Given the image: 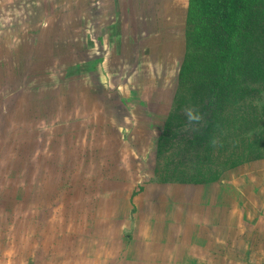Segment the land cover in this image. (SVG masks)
<instances>
[{"label":"rangeland","instance_id":"374dc122","mask_svg":"<svg viewBox=\"0 0 264 264\" xmlns=\"http://www.w3.org/2000/svg\"><path fill=\"white\" fill-rule=\"evenodd\" d=\"M0 5V264H109L108 258L114 259L117 254L116 246L103 233L91 232L89 194H81L80 189L74 194L73 183H83L91 174L97 183L105 181L98 167L105 159L114 165L110 170L119 173L120 161L129 171L137 158L143 157L141 174L151 173L157 126H153L155 131H144V137L136 135L133 125L137 115L131 112L135 118L129 119L127 104L119 100L123 95L134 96L137 79H146L152 85L161 80L159 86H143L140 96L151 98L159 108H168L169 90L176 82L185 52V18L181 20L175 12L177 7L186 6L187 0H143L139 22L130 17L128 22L123 13L121 29L126 33L127 26L130 28L135 59L115 65L117 57L112 53L105 68L96 61L101 53L96 49L95 36L100 31L96 27L90 30L91 23L85 19L88 9L81 15L83 32H71L72 40L87 51L81 55L71 51L67 55L74 58L68 59L57 57L51 48V42L67 32L69 23L62 21V13H50V19L44 20L48 24L41 29L44 21L35 22L34 16L31 20V6L19 5V0H0ZM66 9L69 12L73 7ZM130 14L133 18L134 13ZM68 15L71 21L72 12ZM33 27L38 32L31 55L35 60L26 66L20 61L26 60L31 48ZM111 45L120 43L112 40ZM156 48L162 51L160 56L155 54ZM117 69L120 74L115 77ZM126 79L129 85L122 86ZM100 80L109 81L100 85ZM254 102L264 105V95ZM42 111L45 113L40 117ZM244 128V144L260 142L264 148V115L261 121L259 118L253 124H244ZM124 129L125 138L120 134ZM138 140L139 149L135 148ZM47 166L43 187L42 171ZM256 169L233 174L234 182L229 187V196L242 202L249 222L254 221V213L264 209V194L255 192L264 183V162ZM36 185L37 194H31ZM259 190L264 191V187ZM62 191L69 194H59ZM259 226L263 228L259 239L253 238L252 231L245 232L247 241L236 247L237 255H229V264H264V218ZM123 239L126 241L127 234Z\"/></svg>","mask_w":264,"mask_h":264},{"label":"crops","instance_id":"0c3cea01","mask_svg":"<svg viewBox=\"0 0 264 264\" xmlns=\"http://www.w3.org/2000/svg\"><path fill=\"white\" fill-rule=\"evenodd\" d=\"M68 3L71 5H67ZM19 5L31 6V20L34 16L36 20L33 21L38 23L50 19V13H62V21H66L69 25L62 38L59 28L60 36L51 42V48H54L53 51L57 57L71 59L74 57L67 55L71 51L78 55L87 51V49L81 48L80 42L73 41L71 32L78 29L81 33L83 32L81 15L87 14L83 10L88 9L85 19L91 23L90 30L96 27L100 31L95 36V40L96 49L101 53L99 57L96 56V61L98 60L97 63L101 68H105V65L108 64L112 53L117 57L115 65L121 64L122 61L125 65L135 59L131 54L130 28L127 26L126 33H123L121 27L124 25L123 13H125L124 17L128 22H130L129 17L135 22H139L140 18H143L140 15V12L143 13V0L136 2L135 0L130 2L128 0H19ZM67 6L73 7V10L67 12ZM187 6L188 0L186 6L177 7L175 13L182 16L179 17L181 20L186 19ZM0 7L2 6L0 5ZM129 7L132 9L128 13ZM131 11L132 14L134 13L133 18L130 14ZM71 12L72 20L70 21L68 14ZM29 16L25 15L24 18ZM11 17L10 15V19ZM16 18L17 21L21 20V17ZM160 18L162 19L161 16ZM17 21L15 22L18 23ZM44 23L46 22H43L41 29L48 24ZM36 29L37 27H33L32 32L30 31L31 48L25 54L26 60L22 58L20 61L26 66H30L29 63L34 59V56L31 57V55L33 53L32 46L37 39ZM85 30L87 31V28ZM42 33L45 35L46 32ZM112 40L114 43H117L118 40L120 45L112 46ZM154 52L157 56L162 53L160 48H156ZM139 54L142 55V51ZM94 68L95 65H91V69ZM33 70L34 68H31V71ZM116 71L118 74L115 77L120 74L119 69ZM108 81L100 80L99 83L104 85L106 82L108 84ZM127 81L128 79L121 85H126ZM136 82L138 90L134 96L123 95L119 101L127 104L129 119L135 118L132 117L133 112L137 115L133 125L136 135L144 137V131L148 132L150 128L153 130L155 128L153 126H157L158 132L152 146V170L147 176L142 175L143 157H138L134 167L129 171L124 162L120 161L121 169L118 171L119 173H115L110 170L114 165H111L110 160L105 159L98 164L101 174L106 177L105 181L101 179L97 183L91 174L89 179L87 178L83 183H73L74 194H78L77 189L81 190V194H89V212L92 215L91 232L96 235L103 233L109 242L113 241L111 244L116 246L117 254L114 259L108 258L112 264L119 261L135 264H229V261L231 262L229 255H237L236 247L242 246L244 241H247L244 238L245 232L252 231L253 238L257 236L259 239V233L263 229L259 226V222L264 218V209L260 211V208L258 212L254 213V221L249 222L242 202L239 203L236 197L229 196V187L234 182L233 174L239 176L245 172H255L258 170L256 169L257 164L264 160L229 169L217 178L211 179V176L206 177L190 169L193 163L189 160V155L175 153V149L172 148L161 156L159 140L165 131L167 119L172 111L173 91L177 79L169 90L167 102L170 103L167 109L164 106V108H159L151 98L144 99L143 95L140 96V89H143V86H159L161 80H158L156 85H152L151 81L146 79H137ZM31 105L33 107L34 104ZM25 113L28 118V111ZM44 113L42 111L40 117ZM29 117L34 118L33 110ZM120 134L125 138L126 130L124 129ZM137 143L135 148L139 149L141 140H138ZM121 146L123 147V145ZM143 148L145 147L143 146ZM43 151L45 150L43 149ZM47 168L48 166L42 171L41 183L43 187L47 183L45 177ZM238 179L239 177H236V180ZM60 180L59 176L57 182ZM109 182L112 183L111 186H104ZM63 183L66 184L65 181ZM258 185H260L259 182ZM259 187H264V183L258 186L255 191L257 194H264V191H260ZM34 189H38L37 185L32 186L31 194H37ZM43 190L45 189L43 188ZM59 194H69V192L62 191ZM249 226L252 230L249 229ZM118 234L121 236L115 240ZM125 234H127L126 241L123 239Z\"/></svg>","mask_w":264,"mask_h":264},{"label":"trees","instance_id":"16d2710c","mask_svg":"<svg viewBox=\"0 0 264 264\" xmlns=\"http://www.w3.org/2000/svg\"><path fill=\"white\" fill-rule=\"evenodd\" d=\"M185 29L159 154L189 155L190 169L211 179L263 161L260 142L244 144V124L264 115L254 102L264 95V0H188ZM189 109L202 119L190 122Z\"/></svg>","mask_w":264,"mask_h":264},{"label":"clouds","instance_id":"9594fccd","mask_svg":"<svg viewBox=\"0 0 264 264\" xmlns=\"http://www.w3.org/2000/svg\"><path fill=\"white\" fill-rule=\"evenodd\" d=\"M189 121L193 122V121H199L200 119H202V117H200L199 115L195 114L194 111L192 109L187 110V113Z\"/></svg>","mask_w":264,"mask_h":264}]
</instances>
